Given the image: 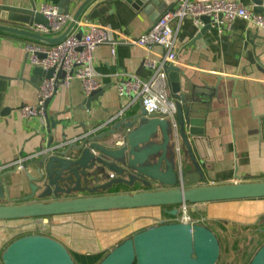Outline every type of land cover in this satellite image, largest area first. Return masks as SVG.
Wrapping results in <instances>:
<instances>
[{
    "label": "crops",
    "instance_id": "crops-1",
    "mask_svg": "<svg viewBox=\"0 0 264 264\" xmlns=\"http://www.w3.org/2000/svg\"><path fill=\"white\" fill-rule=\"evenodd\" d=\"M32 1L37 10H40L42 4H52L58 8L61 0ZM104 1H94L71 30L76 37H81L89 25L94 24L107 29L111 40L118 42L114 45L113 54L110 45L107 44L100 45L94 50L93 65L97 73L96 78L102 86L101 93L88 107L79 79L73 78L69 84L59 87L47 106L48 116L57 121L50 148L67 144L94 132L98 125L106 123L118 114L128 102V98H121L117 92L122 76L135 75L143 80L149 79L152 72L143 65V60L148 58L158 61L163 53L160 47L145 49L131 43L120 42L129 38L134 39L146 31L160 16L161 11L156 8L149 12L135 10L124 0H106L102 3ZM236 1L240 6L249 9L253 7L252 0ZM0 4L26 7L29 0H0ZM95 6H98L97 9H94ZM74 8L73 2L68 14L72 15ZM93 10L95 14L92 13ZM202 26L201 22H195L190 16L184 17L179 25L176 22L172 23L177 52L174 65L184 72V76L181 77V91L191 92L189 101L196 106L197 114L202 111L205 113L206 140L202 139L198 148L194 149L195 157L204 161V179L200 183L263 180L264 129L259 118L264 116V73L247 60L238 36H244L247 31L251 35H257L255 42L259 45L255 48L254 59L264 65V32L237 18L230 26L222 23L218 28L207 30L190 45V36L195 35ZM27 41L29 39L0 33V113L7 109V112L0 116V180L5 183V196L0 200L1 203L22 202L23 197L30 193L32 181L29 179L30 176H35L36 161L40 157L31 156L48 149L49 128L40 122V117H25L19 112L20 106L25 104L33 106L37 103L38 87L44 78L41 75H34L35 66L30 64L25 49ZM167 94L171 97L169 83ZM137 105L139 103L135 102L126 108L122 116L131 115V110L136 109ZM205 105L207 109L200 108ZM111 125L101 130L109 129ZM174 137L178 154L185 158L187 154L181 141ZM20 158L27 159L24 167L16 170L11 164ZM138 189L140 188L135 187L131 190ZM40 190L41 187L37 192ZM123 191L128 189L116 187L111 192ZM189 205L195 216L198 215L201 220L204 217L205 221L197 223L211 229L218 239L220 234L213 229L215 225L213 219L218 216L228 215L239 224L245 222L247 218L255 219L264 214V197ZM150 208L152 207L51 217L79 216L94 223L95 220L104 219L106 215L120 211L129 214L136 209ZM2 222L5 221H0V225ZM128 237L130 236L124 237L118 232L104 229L94 238V249L86 251H80L76 243L67 244L60 239L56 240L65 245L77 264H97L120 240ZM6 245L4 241L1 242L0 251Z\"/></svg>",
    "mask_w": 264,
    "mask_h": 264
},
{
    "label": "water",
    "instance_id": "water-1",
    "mask_svg": "<svg viewBox=\"0 0 264 264\" xmlns=\"http://www.w3.org/2000/svg\"><path fill=\"white\" fill-rule=\"evenodd\" d=\"M94 1L61 0L58 14H68L73 2L75 8L67 27L53 37L8 24L22 22L48 26V20L32 0L26 7L0 4V33L47 45L58 44ZM124 1L135 10L149 12L156 8L163 14L172 11L177 0ZM252 2L255 13H264V0ZM198 20L203 26L190 36V45L207 30L220 26L213 24L208 16H200ZM256 37V34L251 35L247 31L244 36H238V41L247 60L264 73V65L254 59L255 48L259 45L255 42ZM248 46L251 49L248 50ZM165 71L170 96L176 107L175 136L186 151L185 158L178 154L170 123L166 119L148 117L141 104L131 110V115L118 118L112 125L107 123L104 127L111 125L109 129H99L75 141L50 148L57 121L48 116L47 106L52 98L47 99L45 116L40 122L49 128L48 150L39 155L35 176L29 179L33 182L30 193L23 197L22 202H0V221L147 207H163L168 215L176 216L178 206L183 203L264 197V179L200 183L204 179V161L195 157L194 149L205 139V113L197 114L196 106L189 101L191 92L181 91L184 72L173 64L167 65ZM33 72L36 76L48 78L54 68L36 66ZM57 75H61V71ZM101 90L92 92L86 98V106L89 107L90 102L98 98ZM200 108L207 109V105ZM6 112L7 109L3 110L0 116ZM259 119L264 129V116ZM4 186L5 183L0 180V200L5 196ZM40 187V192H37ZM116 187H125L128 191L111 192ZM135 187L140 189L132 191ZM219 256V240L205 225L164 222L135 232L108 251L97 264H216ZM0 264L77 263L60 241L44 234L30 233L13 239L0 251ZM248 264H264V242Z\"/></svg>",
    "mask_w": 264,
    "mask_h": 264
},
{
    "label": "built area",
    "instance_id": "built-area-1",
    "mask_svg": "<svg viewBox=\"0 0 264 264\" xmlns=\"http://www.w3.org/2000/svg\"><path fill=\"white\" fill-rule=\"evenodd\" d=\"M39 12L48 20V26L22 22L13 23V26L42 36L57 35L64 30L72 17L70 14H58L57 6L52 4H42ZM203 15L208 16L213 24L220 26L222 23L230 26L233 20L241 18L257 30L264 32V13H255L252 9L240 6L236 0H177L172 11L161 14L138 37L120 41L145 49L160 47L163 53L158 61L148 58L143 60V65L152 72L149 79L143 80L135 75L122 76L121 82L117 86V92L121 98H128V102L109 121L98 125L94 129L95 131L121 117L126 108L138 102L143 106L148 117L166 119L171 125L174 136L176 135V107L174 100L167 94L168 82L165 71L167 65H174L177 57L176 38L172 23L176 22L179 25L186 16H190L195 22H200L198 18ZM219 15H221L220 20H218ZM116 43L118 42L111 40L107 29L94 24L89 25L81 37H76L74 33L70 32L60 43L55 45H47L34 40L27 41L25 49L30 64L43 69L54 68V72L51 77L41 80L37 92V103L33 106L26 104L20 106V114L25 117L44 118L45 101L53 98L59 87L69 84L73 78L80 80L86 98L92 92L100 90L102 86L96 78L97 73L93 65L94 50L100 45L107 44L110 45L113 54ZM58 71H61L59 76L57 75ZM47 150L31 156V158L41 155ZM26 159L20 158L11 165L16 170H20L24 167ZM193 217L189 204L183 203L178 206V213L170 222L195 223Z\"/></svg>",
    "mask_w": 264,
    "mask_h": 264
},
{
    "label": "rangeland",
    "instance_id": "rangeland-1",
    "mask_svg": "<svg viewBox=\"0 0 264 264\" xmlns=\"http://www.w3.org/2000/svg\"><path fill=\"white\" fill-rule=\"evenodd\" d=\"M163 209V207L136 209L129 214L120 211L106 215L104 219L95 220L94 223L79 216L6 220L0 225V243L4 241L8 244L17 237L40 233L60 239L67 244L76 243L80 251L92 250L94 238L104 229L118 232L119 235L126 237L161 222L173 221L174 216H167ZM190 213L194 216L195 223L205 221L204 217L201 220L198 215L195 216L193 211L190 210ZM213 221L215 224L213 229L220 234L218 264H247L264 242V214L255 219L247 218L245 222L239 224L228 215L218 216Z\"/></svg>",
    "mask_w": 264,
    "mask_h": 264
},
{
    "label": "trees",
    "instance_id": "trees-1",
    "mask_svg": "<svg viewBox=\"0 0 264 264\" xmlns=\"http://www.w3.org/2000/svg\"><path fill=\"white\" fill-rule=\"evenodd\" d=\"M167 209H169V208H167ZM163 210H164V209H163ZM166 214H167V213H166ZM167 216L172 217L171 215H168V214H167ZM218 240H219V239H218ZM122 241H123V239L120 240L119 243L122 242ZM119 243H118V244H119ZM219 243H220V242H219ZM262 244H263V243H262ZM262 244H261V245H262ZM261 245H260V246H261ZM252 256H253V255H252ZM250 259H251V258H250ZM250 259H249V261H250ZM218 261H219V259H218ZM218 261H217L216 264H218ZM249 261H248V263H249ZM248 263H247V264H248Z\"/></svg>",
    "mask_w": 264,
    "mask_h": 264
}]
</instances>
